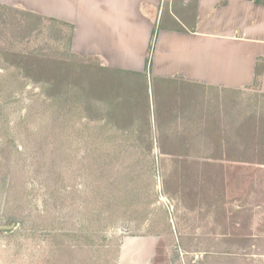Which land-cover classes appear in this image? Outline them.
<instances>
[{
	"label": "rangeland",
	"instance_id": "obj_1",
	"mask_svg": "<svg viewBox=\"0 0 264 264\" xmlns=\"http://www.w3.org/2000/svg\"><path fill=\"white\" fill-rule=\"evenodd\" d=\"M0 5L20 11H0V51L34 53L54 34L48 24L41 33L27 29L22 12L70 23L73 36L74 21L81 48L99 39L93 35L99 23L96 4L0 0ZM158 33L157 28L149 49L141 47V35L129 39L136 41L138 55L142 48L147 52L142 73L149 85L150 125L159 124L158 115L159 126L170 127L163 122L162 94L153 99L151 62L162 55ZM110 59L116 65L135 64L126 52ZM263 73L258 68L254 86L235 90L239 99L203 90L208 100L201 127L215 128L226 154L219 152L211 167L199 166L198 184L182 192L169 159L161 163L156 153L139 151L128 134L101 128L118 126L98 119L106 115L105 106L94 100L71 106L60 95L49 99L0 55V228L15 225L0 229V264H117L123 239L142 248L153 243L166 257L157 256L154 264H264ZM177 86L178 92L188 89L179 81ZM134 121L122 127H148L139 115ZM196 142L201 150L195 160L202 163L214 149L205 148L203 134ZM209 177L213 191L207 188Z\"/></svg>",
	"mask_w": 264,
	"mask_h": 264
},
{
	"label": "crops",
	"instance_id": "obj_2",
	"mask_svg": "<svg viewBox=\"0 0 264 264\" xmlns=\"http://www.w3.org/2000/svg\"><path fill=\"white\" fill-rule=\"evenodd\" d=\"M83 1L97 5L99 23L93 35H99V39L79 47L73 21L72 50L78 55L96 57L103 67L145 71L144 48L149 49L158 28L156 43L161 40L162 55L158 63L152 59L153 78L179 81L188 88L162 96L163 122L167 121L170 127H201L203 104L208 100L203 90H222L239 99L241 93L235 90L254 86L258 68H264V5L253 0ZM139 35L144 37L140 55L136 53V41L129 39ZM118 36V40L113 38ZM122 52L131 53L135 64L116 65L117 60L110 59ZM139 245L123 239L117 264H154L157 256L166 259L157 254L153 243L148 248Z\"/></svg>",
	"mask_w": 264,
	"mask_h": 264
},
{
	"label": "trees",
	"instance_id": "obj_3",
	"mask_svg": "<svg viewBox=\"0 0 264 264\" xmlns=\"http://www.w3.org/2000/svg\"><path fill=\"white\" fill-rule=\"evenodd\" d=\"M253 1L264 5V0ZM5 10H11L12 13L20 12L0 5V11L4 12ZM21 14L27 29L37 28V31L41 33L47 27L45 25L48 24L54 26L51 29L54 34L51 33V37L47 36L46 40L44 39L45 47L37 48L34 53L18 52L13 54L6 49L0 51V55L7 60H12L16 69L22 70L26 77L36 82L49 99L60 95L62 101L71 106H76L79 103L91 105L93 100L99 107L105 106L106 115L103 117L97 115L98 119L105 121L107 118V123L118 126L101 128L103 130L110 129L117 134H128L139 151L150 157L156 153L160 157L161 163H164L165 159H169L172 163L170 174L177 175L180 179L179 190L182 189V192H186L194 187L193 182L197 185L196 178L199 176L196 173L199 166L211 167L213 161L218 159L219 152L221 156L226 154L221 142L218 143L219 135L214 127H160L162 120H159L158 115L156 122L159 124L156 127H151L149 85L144 73L103 67L97 58L76 56L71 52L73 25L28 12ZM152 82L155 102L157 96L160 98L161 94L163 96L164 93L178 91L177 81L154 78ZM158 82L161 83L158 84ZM99 110L97 108V113ZM138 115L147 122L148 127H122V124H128L130 121L135 122V116L138 117ZM255 128L249 127V130L254 129L253 133H255L257 129ZM202 134L208 141L205 148L210 150L213 147L214 152L212 155H207L201 163L197 162L195 158L201 150L196 141ZM228 151L231 152L232 149ZM229 152L228 158L231 157ZM206 184H208L209 190H214L211 177L206 180ZM164 194L168 195L165 192Z\"/></svg>",
	"mask_w": 264,
	"mask_h": 264
},
{
	"label": "water",
	"instance_id": "obj_4",
	"mask_svg": "<svg viewBox=\"0 0 264 264\" xmlns=\"http://www.w3.org/2000/svg\"><path fill=\"white\" fill-rule=\"evenodd\" d=\"M15 227V225H11V226H2L0 229L4 230V231H9L12 230ZM127 232V230H125Z\"/></svg>",
	"mask_w": 264,
	"mask_h": 264
}]
</instances>
